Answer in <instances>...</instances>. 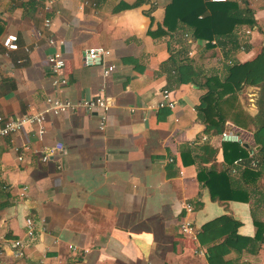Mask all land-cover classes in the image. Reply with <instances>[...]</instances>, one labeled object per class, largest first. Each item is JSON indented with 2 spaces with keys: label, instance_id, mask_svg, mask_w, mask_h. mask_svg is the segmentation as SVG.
Wrapping results in <instances>:
<instances>
[{
  "label": "crops",
  "instance_id": "0c3cea01",
  "mask_svg": "<svg viewBox=\"0 0 264 264\" xmlns=\"http://www.w3.org/2000/svg\"><path fill=\"white\" fill-rule=\"evenodd\" d=\"M135 1L0 0V114L43 111L48 97L78 102L102 94L110 103L104 129L97 112L78 109L45 112L42 137L28 125L0 138V264H264V205L256 206L264 203V173L255 181L240 178L256 167V124L240 127L228 113L225 129L241 142L225 141L222 132H206L198 115L208 91L201 84L208 77L214 85L223 82L231 63L262 50L264 0H232L251 9L254 24L238 26L230 41L213 39L210 46L207 39H194L180 20L166 25L172 0L114 11L121 2ZM187 3L177 2L182 16L192 6ZM8 33L17 35L18 50L3 47ZM91 47L111 51L105 63L115 69L108 77L100 66L84 64L83 52ZM55 50L65 59L67 83L61 89L53 85L47 61ZM170 57L178 63L189 59L198 78L177 84ZM164 88L176 101L174 109L157 106ZM237 95L242 110L257 120L264 85L245 86ZM225 142L245 146L247 158L226 162ZM203 143L216 153L203 154ZM57 144L61 151L43 162L42 151ZM203 168L228 170L249 200L211 198L198 179ZM182 200L194 207V234L181 232ZM224 215L229 225L203 230ZM234 229L233 244L211 254L228 235L220 234ZM247 238L253 243L246 244ZM15 240L22 243L21 256Z\"/></svg>",
  "mask_w": 264,
  "mask_h": 264
},
{
  "label": "trees",
  "instance_id": "16d2710c",
  "mask_svg": "<svg viewBox=\"0 0 264 264\" xmlns=\"http://www.w3.org/2000/svg\"><path fill=\"white\" fill-rule=\"evenodd\" d=\"M149 0H136L134 3L121 2L118 4L114 11H120L123 9H129L136 7ZM179 0H172L166 10V25L169 26L170 22L178 21L183 22L191 31V35L194 39H207V46L213 39L217 42H223L222 39H228L230 41L234 30L241 25H253L254 17L249 7L241 8L232 0L224 1H212V0H185L187 4H192L189 10L181 15L180 10L177 12V2ZM196 3V4H195ZM170 61L174 62V81L177 84L183 82L194 81L198 78L199 72L196 71L194 65L189 59H185L180 63L176 62L171 57ZM173 80V77L172 79ZM214 78L208 77L201 85L208 88L207 93L202 97V105L198 107V115L200 119L205 123V131L215 134L221 133L226 127V120L228 113L231 114L232 121L240 126L246 127L250 122L256 124L254 130V146H259L256 150L258 156L256 157V164L254 169H245L240 178L242 181H255L264 173V105L261 107V112L255 117L250 116L242 110L238 103V91L245 86H260L264 85V46L262 50L252 59L231 63L228 67V74L224 78L223 82H218L214 85ZM217 83V81L215 82ZM211 84V85H210ZM214 85V86H213ZM200 149L203 154H210L213 156L216 150L209 146L208 143L200 145ZM224 160L228 163L239 158H247L248 151L245 146L239 143L225 142L223 143ZM250 163V158L248 159ZM198 179L202 184L208 187L211 198L216 200H236L246 198L243 195L246 190L243 187H234L233 177L228 170L216 171L207 168H203L198 173ZM261 200L264 201V196L261 194ZM257 202V201H256ZM264 205L263 202L256 204V206ZM231 218L229 216H221L209 223H207L203 230L205 231L211 225L219 223L222 225H229ZM258 229L262 228L261 223H257ZM227 229V228H226ZM228 234L225 240L213 248H210V253L214 254L213 249H219L228 244H233V234H237L234 231H225L220 234L223 236ZM238 235V234H237ZM201 237V235H200ZM262 239V236L260 235ZM253 238H247L246 244L253 243ZM211 261V258H210ZM213 264V263H212Z\"/></svg>",
  "mask_w": 264,
  "mask_h": 264
},
{
  "label": "built area",
  "instance_id": "2783aa9c",
  "mask_svg": "<svg viewBox=\"0 0 264 264\" xmlns=\"http://www.w3.org/2000/svg\"><path fill=\"white\" fill-rule=\"evenodd\" d=\"M95 1V0H93ZM212 1H224V0H212ZM92 2V1H91ZM50 23L49 19H45V24L48 26ZM264 29V24L262 25ZM3 47L7 51H16L19 49L18 37L14 33H8L1 41ZM49 44H53V39H48ZM25 51H29V47H25ZM111 51L103 48H88L83 52V62L85 65H95L102 68V75L104 78L108 77L115 69L114 63H105L106 58L110 55ZM7 55V54H6ZM48 65L52 73V83L57 89H61L66 83L67 79L63 73L65 68V59L60 51H53L47 56ZM18 62H22L19 60ZM158 107H169L174 109L176 106V101L173 99L171 91L164 88L160 91V100L157 104ZM78 109H86L89 112H97L99 127L104 129L107 123L108 113L110 111V103L105 95L97 94L88 99H81L78 102H73L68 99H62L58 97H48L46 99V106L43 111L36 113H21L14 116H3L0 114V138L6 137L15 133L22 131L25 126L35 125L36 133L38 137H42L45 132V112H51L54 115L73 113ZM221 137L225 141H237L241 142L240 136L230 129H225L221 133ZM18 151L19 148L15 147ZM62 145L57 144L51 149L42 151L41 160L43 162L47 161L50 155L61 151ZM253 154V152L251 153ZM17 158L19 160L23 159L22 154H18ZM255 165V162L252 163ZM179 210L183 211V215L180 218L179 226L182 233L194 234V226L192 221L189 219V215L193 213L194 207L188 201L179 202ZM181 211V212H182ZM26 226L28 227L27 235H33V221L31 218L26 219ZM3 237L0 234V241ZM15 253L17 256L23 254V247L20 240H15L13 242Z\"/></svg>",
  "mask_w": 264,
  "mask_h": 264
}]
</instances>
